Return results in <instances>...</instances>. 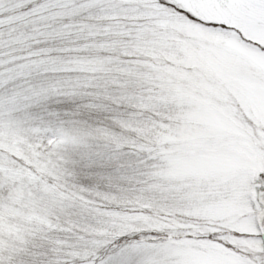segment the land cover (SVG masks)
Wrapping results in <instances>:
<instances>
[{
  "label": "snow or ice",
  "instance_id": "snow-or-ice-1",
  "mask_svg": "<svg viewBox=\"0 0 264 264\" xmlns=\"http://www.w3.org/2000/svg\"><path fill=\"white\" fill-rule=\"evenodd\" d=\"M0 264H264V0H0Z\"/></svg>",
  "mask_w": 264,
  "mask_h": 264
}]
</instances>
